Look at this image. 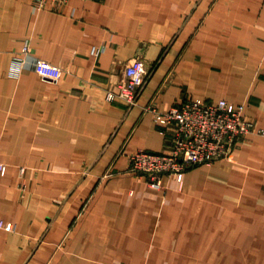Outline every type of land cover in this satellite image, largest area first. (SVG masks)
I'll return each instance as SVG.
<instances>
[{
    "label": "crops",
    "instance_id": "obj_1",
    "mask_svg": "<svg viewBox=\"0 0 264 264\" xmlns=\"http://www.w3.org/2000/svg\"><path fill=\"white\" fill-rule=\"evenodd\" d=\"M138 55V104L108 101ZM189 98L245 103L264 129V0H0V221L17 226L0 264H264V134L182 182L129 170L171 147L147 107Z\"/></svg>",
    "mask_w": 264,
    "mask_h": 264
},
{
    "label": "built area",
    "instance_id": "obj_2",
    "mask_svg": "<svg viewBox=\"0 0 264 264\" xmlns=\"http://www.w3.org/2000/svg\"><path fill=\"white\" fill-rule=\"evenodd\" d=\"M68 0H32L34 10L56 9ZM94 47L93 53L98 54ZM29 48L22 49L14 59V73L21 72L25 55ZM34 69L40 75L59 80L63 75L61 66L47 59L38 58ZM148 70L142 56H135L125 66L117 88L108 90L106 99H121L130 105L138 104V96L147 78ZM162 133L170 138L171 147L167 151L152 152L140 149L129 156V170L147 176L151 186L163 185V176H174L183 181L185 170L211 164L217 160L232 158L238 140L249 134H264L255 120L246 113L245 103H233L225 98L215 101L203 98H189L167 110H159L154 105L147 107ZM7 164L0 162V171L5 172ZM0 227L16 230L14 223L0 221Z\"/></svg>",
    "mask_w": 264,
    "mask_h": 264
}]
</instances>
